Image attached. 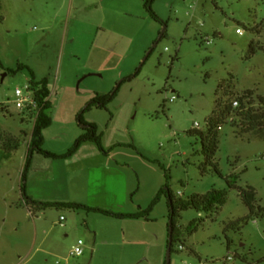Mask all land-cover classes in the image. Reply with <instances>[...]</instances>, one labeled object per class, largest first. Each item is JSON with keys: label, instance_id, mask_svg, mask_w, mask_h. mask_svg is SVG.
<instances>
[{"label": "rangeland", "instance_id": "obj_1", "mask_svg": "<svg viewBox=\"0 0 264 264\" xmlns=\"http://www.w3.org/2000/svg\"><path fill=\"white\" fill-rule=\"evenodd\" d=\"M0 1V264H70L78 258L71 255L76 246L66 258L49 256L53 259L47 263L34 236L42 225L55 227L58 216L80 225L86 216L53 207L41 210L22 198L35 118L12 104L15 91L32 80L27 68L9 73L20 64L29 66L37 79L53 81V124L44 131V147L56 154L66 153L84 133L78 115L91 98L114 91L141 69L122 85L108 110L85 115L98 125L104 148L129 159L124 168L135 182L131 199L139 195L147 201L150 184L158 178L166 183V173L178 198L212 189L229 192L227 204L212 214L182 213L178 226L186 230L198 220V231L184 233L171 264H264V121L252 129L242 124L247 110L256 116L264 112V0H157L154 9L166 27L136 0L100 2L101 12H111L96 24L69 16L70 0ZM164 30L166 37L158 44ZM99 36L108 39L106 50L97 42ZM217 100L220 112L229 113L216 155L222 176L210 169L202 174L201 141L187 134L197 123L208 128ZM234 100L245 110L229 109ZM60 161L34 157L27 183L34 200L67 201V189L56 182L53 168ZM135 168L147 172L141 187ZM231 174L239 176L237 189L227 185ZM241 192L256 195L255 214L241 231L225 233L230 222L250 214ZM168 213L162 199L151 214L167 238ZM231 254L234 259L228 262Z\"/></svg>", "mask_w": 264, "mask_h": 264}, {"label": "crops", "instance_id": "obj_2", "mask_svg": "<svg viewBox=\"0 0 264 264\" xmlns=\"http://www.w3.org/2000/svg\"><path fill=\"white\" fill-rule=\"evenodd\" d=\"M136 1L139 6H144L146 2ZM100 2L105 3L104 0H70L69 7H66L67 13L77 21L87 19L96 24L101 15L106 17L111 12L110 10L108 13L107 10L101 12ZM107 27L109 28V24ZM106 37L99 36L97 40L105 50L108 48ZM44 78L46 77L41 79L36 77L37 81ZM50 86H53L52 80H49ZM50 100L52 101L51 96ZM125 165L130 163L124 155L117 151L105 154L93 144L81 147L70 159L54 163L53 168L58 171L56 182L64 184L67 189V201L63 202L102 208L121 214L148 209L161 187L165 185V181L158 178L156 182L150 184V197L147 201H141L139 195L132 200L135 182L124 168ZM135 171L140 175L141 187L142 180L145 182L146 178L142 179V174L147 175V172L144 173L140 168H135ZM57 209L72 210L78 216L79 212H84L86 216L82 217V225L72 217H67L66 224L62 225L58 216L59 218L56 217L58 221L53 222L55 227L50 228L45 224L36 231L34 242L37 245L36 240L39 238L38 250L45 262L49 263V256L58 255L66 258L70 250L80 244L85 250L84 255L71 260L70 264H167L168 238L167 235L163 236L162 226L158 225L154 218L153 221L152 217L145 221L116 218L65 207ZM118 223H121V228L117 227ZM74 235L78 238L70 245L69 241Z\"/></svg>", "mask_w": 264, "mask_h": 264}, {"label": "trees", "instance_id": "obj_3", "mask_svg": "<svg viewBox=\"0 0 264 264\" xmlns=\"http://www.w3.org/2000/svg\"><path fill=\"white\" fill-rule=\"evenodd\" d=\"M157 0H146L144 4V8L147 13L157 22L161 23L166 27V22L156 13L154 6ZM2 9V4L0 1V10ZM166 37V31L164 30L161 33L160 39L158 40V44L162 42V40ZM157 44V45H158ZM153 51V50H152ZM152 53V52H151ZM149 54V57L151 55ZM27 68L32 73L31 84L37 88V92L35 94L36 101L38 102V109L36 111L30 110V113L36 118L35 126L32 134L31 143L28 149V154L26 157L25 165L23 168L22 179H21V192L22 198L26 202L28 206H37L41 210H46L50 207L56 208H70L76 210H86L89 212H96L106 216L116 217V218H127V219H137V220H145L149 221L151 219V214L153 213L155 207L159 204L162 199L167 200L169 213H168V250L171 251L173 255L176 251L175 247L179 244L184 237L185 232H189V235H192L194 232L198 231V220L192 221L187 227L186 230L178 226V220L182 218V213L188 210H197L199 212H204L207 214H212L215 210H219L220 207L224 206L228 202L229 192L227 190H217L212 189L206 194H193L189 196L187 199L178 198L175 192L170 185V177L166 173L167 182L164 186L161 187L157 196L151 203L148 209L140 210L136 213L130 214H121L115 213L109 210H105L102 208H93L84 206L77 203H65V202H39L34 200L29 194L27 190V183L29 178V173L31 171L33 160L36 155H41L47 159L54 160H67L72 158L83 145L91 143L97 146V148L105 153L109 154V152L104 148L103 145V136L99 131V127L96 123H90L85 120V115L91 112L94 109H102L108 110L109 105L117 98L119 95L120 89L122 85L131 81L133 78H136L140 70L139 69L135 75L122 79L115 87L114 91L110 93H96L95 96L87 103V105L81 110L78 115V122L84 133L76 140L74 145L64 154H56L45 149V138L44 131L52 126L53 119L51 116V110L53 107L52 101L50 100L51 91L49 87V78L46 77L40 81H37L36 75L33 70L29 66L19 65L17 70H11L10 74H16L18 71ZM217 94V92H216ZM215 94V96H216ZM239 101V100H238ZM217 108L214 111V116H212L206 125L208 128L201 129L200 127H194L190 131H188V135L197 137L200 139L202 144V155L204 156V162L200 166V170L202 174H205L209 169L214 171L216 174L222 176V173L219 169V164L216 161V155L219 151L221 144V132L222 124L225 122L224 118L229 114L224 112H220V102L217 100L216 102ZM243 104L239 101V106L234 107L233 102L229 105V109L239 108L241 110H245ZM246 115H242L243 125L248 126L249 129H252L256 124L264 121V112L260 116L258 113L251 114L249 110H247ZM241 124V125H242ZM227 185L230 189H237V181L239 180V176L231 174L225 178ZM244 197V202L250 209V214L244 218L238 219L236 221L230 222L226 228L225 233L228 231H241L243 227L248 224L249 221L253 219V215L255 214L254 201L256 200V195L248 194L247 192H241ZM216 212V211H215ZM172 223V224H171ZM183 244V243H182ZM181 244V245H182ZM184 245V244H183ZM186 246V245H185ZM230 249V246H229ZM264 262V259L261 260Z\"/></svg>", "mask_w": 264, "mask_h": 264}, {"label": "built area", "instance_id": "obj_4", "mask_svg": "<svg viewBox=\"0 0 264 264\" xmlns=\"http://www.w3.org/2000/svg\"><path fill=\"white\" fill-rule=\"evenodd\" d=\"M237 32L240 34H243L244 30L239 28L237 30ZM36 92H37V88L35 86H33L30 82L29 84H27L26 87L18 88L15 91V97H14V101L12 102V104L14 105V107H16L17 110H19L23 113H30V110L36 111L38 109V102L36 101V98H35ZM233 105H234V107H238L239 101L234 100ZM35 120H36V118H35ZM196 127H200V124L197 123ZM262 157L264 160V155ZM65 220H66V218L64 216H61V222H62L61 224L62 225H64ZM180 249L185 250L186 246L182 244V245H180ZM83 254H84V248L82 246H77L71 252V255H73L74 257H76V256L79 257ZM233 259H234L233 254H231L227 258L228 262H232Z\"/></svg>", "mask_w": 264, "mask_h": 264}, {"label": "water", "instance_id": "obj_5", "mask_svg": "<svg viewBox=\"0 0 264 264\" xmlns=\"http://www.w3.org/2000/svg\"><path fill=\"white\" fill-rule=\"evenodd\" d=\"M171 260H172V254H171V251L168 250V252H167V264H171Z\"/></svg>", "mask_w": 264, "mask_h": 264}]
</instances>
